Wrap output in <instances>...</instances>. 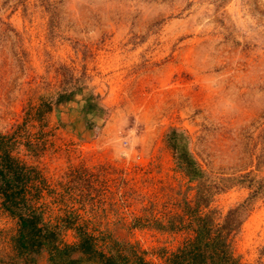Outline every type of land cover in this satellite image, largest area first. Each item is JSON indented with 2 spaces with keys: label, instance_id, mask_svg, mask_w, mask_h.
<instances>
[{
  "label": "rangeland",
  "instance_id": "rangeland-1",
  "mask_svg": "<svg viewBox=\"0 0 264 264\" xmlns=\"http://www.w3.org/2000/svg\"><path fill=\"white\" fill-rule=\"evenodd\" d=\"M68 73L87 76L107 116L86 118L78 94L34 119ZM24 123L41 137L19 155L47 178V218L127 240L154 264L195 235L196 182L167 140L185 131L207 176L262 179L232 242L244 263L264 262V0H0V131ZM252 191L235 185L202 211L225 214ZM1 206L10 253L18 224Z\"/></svg>",
  "mask_w": 264,
  "mask_h": 264
},
{
  "label": "trees",
  "instance_id": "trees-1",
  "mask_svg": "<svg viewBox=\"0 0 264 264\" xmlns=\"http://www.w3.org/2000/svg\"><path fill=\"white\" fill-rule=\"evenodd\" d=\"M62 87L52 99H43L37 107L34 119L42 120L43 115L52 111L62 102L73 100L84 94L87 87L86 75L64 74ZM83 112L89 115L107 116L108 109L102 95L94 90L84 94ZM28 131L25 132V131ZM178 167L189 179L196 182L195 206L188 207L195 235L172 253L164 264H251L244 263L234 251L232 238L238 233L253 209L254 200L262 194V179L251 173L233 176H207L203 167L189 148V135L176 127L168 133ZM37 154L42 146L39 134L29 133L25 123L12 133L0 131V201L2 209L17 219L18 228L12 235L10 253H0V264H154L148 261L136 245L115 238L108 233L95 235L86 227L65 225L50 221L46 207L40 203L43 191L49 189L47 178L37 165L28 163L19 155L21 147ZM247 184L252 187L251 195L225 214L209 207L214 196L235 185ZM76 230L77 241L64 240L66 229ZM109 240V241H108ZM112 240V241H111ZM255 264H264L258 261Z\"/></svg>",
  "mask_w": 264,
  "mask_h": 264
}]
</instances>
